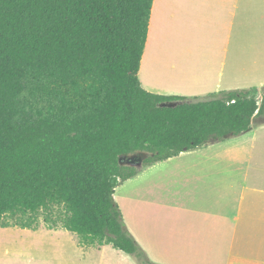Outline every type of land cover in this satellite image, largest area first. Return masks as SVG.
Returning a JSON list of instances; mask_svg holds the SVG:
<instances>
[{"label":"trees","instance_id":"1","mask_svg":"<svg viewBox=\"0 0 264 264\" xmlns=\"http://www.w3.org/2000/svg\"><path fill=\"white\" fill-rule=\"evenodd\" d=\"M152 1L0 0V219L58 206L83 246L153 264L114 202L136 172L121 157L149 165L264 118L256 88L202 101L142 89Z\"/></svg>","mask_w":264,"mask_h":264},{"label":"crops","instance_id":"2","mask_svg":"<svg viewBox=\"0 0 264 264\" xmlns=\"http://www.w3.org/2000/svg\"><path fill=\"white\" fill-rule=\"evenodd\" d=\"M137 78L149 93L183 98L261 88L264 0H153ZM159 162L143 165L139 160L132 176L140 179L135 187L138 235L149 242L166 243L168 255L178 257L175 264H264V162L248 165L241 183L236 169H207L202 185L177 197L170 189L169 176L145 174ZM198 197L203 219L179 218L186 214L188 202ZM143 199L146 205L139 209ZM165 208L166 220L161 222L156 212ZM0 227L1 264H13L19 250L23 253L6 239L11 229L21 233L46 229V237H65V229L58 227L30 229L2 223ZM65 235L77 260L102 254L108 246H83L75 234ZM134 239L147 248L138 237ZM52 245L53 253L34 251L33 258L38 259L33 264H58V241ZM223 246L227 247L225 255ZM66 261L60 264H70Z\"/></svg>","mask_w":264,"mask_h":264},{"label":"rangeland","instance_id":"3","mask_svg":"<svg viewBox=\"0 0 264 264\" xmlns=\"http://www.w3.org/2000/svg\"><path fill=\"white\" fill-rule=\"evenodd\" d=\"M257 89V100L260 101V95L264 93V86ZM261 89V90H260ZM246 90V89H243ZM212 94L205 93L198 95L196 98H187L188 100H207ZM174 104V103H172ZM264 118L258 117L252 121L251 129L241 135L223 139L215 143L201 146L197 149L184 152L178 157H173L168 161L159 162L145 171L147 175L155 177L166 178L169 176L170 189L177 197L185 193L186 195L192 190H195L203 184L205 173L203 171L207 169L222 170L225 171L228 168L237 170L238 179L241 183L244 179V175L247 172L248 165L252 166L256 162H264ZM149 156L148 153L138 152L129 156L121 157V165L129 168L136 169L135 166L139 160H145ZM138 177H132L119 183L115 188L114 202L120 210L123 224L126 230L130 233L132 238L138 237L146 244L147 248H143L142 244L138 241H134L153 264H175L174 261L178 258L175 256H169L166 248V243L149 242L144 240V237L137 234L136 231V199H135V187L139 180ZM226 178L223 179V184H226ZM199 197L195 200H191L187 204V212L185 215L180 214L179 218H183L187 221H200L204 217V211L199 208ZM193 202V203H192ZM203 203V201H200ZM145 201L140 200L139 209L145 207ZM170 204H167V207ZM201 207V203H200ZM156 210V209H155ZM166 210L159 209L156 212L158 214V220L164 222L166 220ZM65 214L58 206H52L47 210L38 211L35 214H16L11 217L9 215L3 216L0 219V223L7 225H18L19 227L24 225L31 229L33 228H47L58 227L62 228V221ZM37 233H31V231L21 233L18 229H11L7 231L9 234L6 239L11 240L17 244V249L21 248L23 253L16 254V257L12 258L13 264H33L37 258L34 257V251L40 253L47 252L53 253L56 248L52 244L58 241V264L62 260L70 264H140L138 259L134 255H128L122 251L113 249L111 246H105L102 254L94 253L91 258L85 260H77L74 258L71 243L66 238L65 233L71 234L65 230L62 235L58 234L53 237L44 236L45 230ZM2 231L0 227V232ZM139 234H142L138 230ZM1 239V234H0ZM79 242V240H78ZM213 243V242H212ZM82 245V244H80ZM96 247V245H94ZM14 250V249H13ZM227 247L223 246L221 253L226 254ZM224 260L225 257H220V260ZM1 260V259H0ZM53 260V259H52ZM1 264V261H0Z\"/></svg>","mask_w":264,"mask_h":264},{"label":"water","instance_id":"4","mask_svg":"<svg viewBox=\"0 0 264 264\" xmlns=\"http://www.w3.org/2000/svg\"><path fill=\"white\" fill-rule=\"evenodd\" d=\"M166 105L173 106V105H175V103H174V104H172V103H169V104H166Z\"/></svg>","mask_w":264,"mask_h":264}]
</instances>
